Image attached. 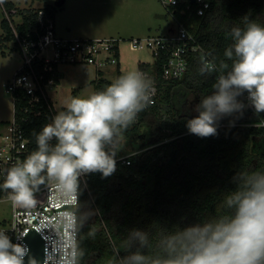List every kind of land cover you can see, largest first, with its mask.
Instances as JSON below:
<instances>
[{
    "label": "trees",
    "instance_id": "1",
    "mask_svg": "<svg viewBox=\"0 0 264 264\" xmlns=\"http://www.w3.org/2000/svg\"><path fill=\"white\" fill-rule=\"evenodd\" d=\"M210 1L204 16L194 14L183 19L193 25L218 69L202 75L201 59L193 55L183 78L168 80L161 74L163 60H156V72L151 73L158 88L154 102L140 112L138 122L120 129L114 137V142L121 134L132 140L137 151L133 163L118 167L109 176L99 171L88 174L89 190L83 191L79 208L78 264H101L103 257L109 264L163 262L175 254L171 253L172 237L186 229L231 219L235 207L228 205V198L242 189L253 173H264V112L219 114L213 125L216 133L207 137L192 133L188 127V122L203 110V99L216 91L213 85L219 72L231 70L233 61L224 52L235 43L232 29H243L249 21L264 26V0ZM188 2L182 0L184 5ZM42 9L43 17L39 15L41 8L20 9L23 21L16 28L21 34L54 18L53 5ZM2 26L5 34L0 36V53L5 54V41H14L17 48L18 44L10 22L5 19ZM222 62L228 64L227 69H221ZM151 65L141 61L138 68L150 71ZM122 74L118 64L117 77ZM44 80L58 82L57 64L44 73ZM111 82L107 77L100 78L96 92ZM25 104L24 96L16 99V118L36 142L50 112L45 110L35 117L21 109ZM159 110L167 115L164 121L157 118ZM139 139L143 140L141 144H137ZM112 152L122 154L117 145L110 148L109 154ZM137 254L144 259H134Z\"/></svg>",
    "mask_w": 264,
    "mask_h": 264
},
{
    "label": "clouds",
    "instance_id": "2",
    "mask_svg": "<svg viewBox=\"0 0 264 264\" xmlns=\"http://www.w3.org/2000/svg\"><path fill=\"white\" fill-rule=\"evenodd\" d=\"M232 36L235 43L224 52L233 61L231 70L219 75L213 85L216 91L203 99V110L188 122L190 131L201 137L216 133L213 125L219 114L241 107L236 97L242 92L248 93L257 113L264 112V26L249 21L243 29L233 28ZM200 59L202 75L215 71V64L203 55ZM220 67L227 69L228 64L222 62ZM178 70H185L183 63ZM153 93L152 82L145 74L129 71L104 90L86 98L73 97L65 110L36 135L37 150L5 170L0 187L8 199L14 206L32 207L36 204L34 192L46 183L57 199L72 201L74 206L82 173H113L115 152L109 154L106 146L113 145L120 129L134 123L153 102ZM53 137L58 143L50 147ZM227 203L235 207L231 219L178 233L171 238V253L175 254L156 264H264V173H253ZM27 254L26 246L14 244L0 231V264H24ZM76 257L74 251L61 257L59 264H76ZM133 258L144 259L138 254Z\"/></svg>",
    "mask_w": 264,
    "mask_h": 264
},
{
    "label": "built area",
    "instance_id": "3",
    "mask_svg": "<svg viewBox=\"0 0 264 264\" xmlns=\"http://www.w3.org/2000/svg\"><path fill=\"white\" fill-rule=\"evenodd\" d=\"M161 1L176 22L175 31L165 35L131 37L129 38L131 48L134 50L149 48L156 60L162 59L161 74L164 79L183 78L193 55L199 57L203 55L207 61L215 64V70H217L216 63L200 42L193 25L183 19V16L190 17L194 14L204 16L211 6V1L195 0L192 2L190 0L186 5L182 4V0ZM0 5L12 26L18 49L23 58V64L6 85V91L11 93L14 100V118L5 125L3 131H0V185H2L5 170L22 161L30 152L38 148L37 143L32 142L21 123L17 121L16 99L20 100L21 96H24L27 104L21 109L32 116H40L45 110H48L50 118L46 124L52 123L56 110L48 89L52 88L56 81H45L44 73L51 71L53 64L58 66L61 64H90L95 68V79L98 82L100 78L106 77L104 74L106 68L110 66L117 68L120 60L119 43L121 38L114 36L64 38L57 34L52 18H49L45 24L42 22L40 28L37 26L26 34H21L13 23L15 15L22 14L20 8L17 6L8 8L3 2ZM39 15L40 17L45 15L42 8ZM47 50L50 52L47 53ZM180 63L185 66V70L182 72L178 70ZM41 65L43 66L41 67ZM139 71L152 82L154 93L151 99L154 102L158 88L155 75L151 73L156 72V67L152 68L151 66L150 71ZM221 74L224 72H219V75ZM236 101L241 104V107L233 111L249 110L257 113L246 91L238 95ZM139 114L134 123L138 122ZM57 143L58 141L53 137L49 141V146L55 147ZM115 146L116 142L106 146L105 150L109 152L110 148ZM132 155H114L115 169L120 166H130L133 163ZM89 173H82L79 177L78 201L74 206L72 201L57 199V195L46 183L38 186V190L34 192L36 204L28 208L14 206L8 199V194L0 187L2 190L0 199H7L13 205L12 217L0 222V231L5 232L14 244L19 243L27 247L28 254L24 257V264H29L27 257L31 252V246L27 236L31 231L37 232L43 240V259L35 264H59L61 257H67L74 251L77 253L76 264L79 263V208L83 191L89 190L87 180ZM69 209H71L70 212ZM21 234L24 235L21 236ZM113 247L117 251L116 246L113 245Z\"/></svg>",
    "mask_w": 264,
    "mask_h": 264
},
{
    "label": "rangeland",
    "instance_id": "4",
    "mask_svg": "<svg viewBox=\"0 0 264 264\" xmlns=\"http://www.w3.org/2000/svg\"><path fill=\"white\" fill-rule=\"evenodd\" d=\"M3 3L13 4L26 11L39 10L47 4L53 5L56 8L55 16L52 18L56 31L66 37H120L119 52L123 73L139 71V60L149 62L152 68H155L156 59L152 51L149 48L132 49L129 38L165 35L176 29L174 18L161 0H3ZM5 19L6 15L0 5V36L5 34L2 26ZM22 21V14L15 15L14 26ZM5 42V54L0 53V125H2L0 131L5 129L4 122L12 121L14 118V100L11 93L6 91V85L23 64V58L15 42L12 40ZM49 52L50 50H47V53ZM104 74L113 81L116 79L117 68L110 66L106 68ZM95 76L93 65L61 64L58 67V82L48 89L56 114L65 110L73 97L86 98L95 93ZM166 117V113L159 110L157 118L164 121ZM152 140L154 137L151 138V142ZM142 142L143 140L139 139L137 144ZM116 145L122 154H133L132 158L137 153L132 140L124 134L119 135ZM12 211V203L7 199H0V222L11 219ZM112 248L115 250L113 246ZM101 264L109 263L103 257Z\"/></svg>",
    "mask_w": 264,
    "mask_h": 264
},
{
    "label": "water",
    "instance_id": "5",
    "mask_svg": "<svg viewBox=\"0 0 264 264\" xmlns=\"http://www.w3.org/2000/svg\"><path fill=\"white\" fill-rule=\"evenodd\" d=\"M194 2L195 0H191ZM27 240L31 246V252L27 257V260H33L36 263L42 261L43 259V240L39 236V234L35 231H31L28 236Z\"/></svg>",
    "mask_w": 264,
    "mask_h": 264
},
{
    "label": "crops",
    "instance_id": "6",
    "mask_svg": "<svg viewBox=\"0 0 264 264\" xmlns=\"http://www.w3.org/2000/svg\"><path fill=\"white\" fill-rule=\"evenodd\" d=\"M57 32V31H56ZM58 34V33H57ZM59 36H61V37H64V38H70V39H72V37H69V36H63V35H61V34H58ZM67 35H71V34H67ZM98 37H111V36H98ZM75 38H84V37H75ZM85 38H96V37H85ZM141 62V60H139L138 61V65H139V63ZM121 63H122V60H121V57H120V60H119V65H120V69H121ZM60 66V65H59ZM58 66V67H59ZM116 78H117V75H116ZM107 79L108 80H110L108 77H107ZM110 81H112V80H110ZM52 100V99H51Z\"/></svg>",
    "mask_w": 264,
    "mask_h": 264
}]
</instances>
